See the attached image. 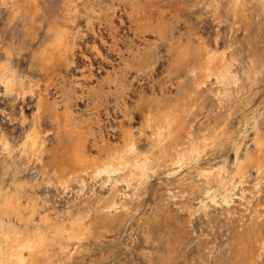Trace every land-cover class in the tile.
I'll return each mask as SVG.
<instances>
[{"label":"rangeland","instance_id":"rangeland-1","mask_svg":"<svg viewBox=\"0 0 264 264\" xmlns=\"http://www.w3.org/2000/svg\"><path fill=\"white\" fill-rule=\"evenodd\" d=\"M233 11L228 0H0V63L8 60L17 84L28 90L21 98L0 84V139L17 147L36 125L44 140L32 160L15 149L13 165L0 150V188L26 181L27 196L37 204L35 223L45 213L65 220L77 212L88 223L110 213L108 225L99 229L93 222V228L99 224L88 232L92 236L65 249L63 264H166L164 256L171 264H238L243 241L255 264H264L258 249L264 241V159L258 172L248 168L249 179L231 192L230 202L202 194L201 171L225 164L230 172L236 158L256 153L253 117L264 130V10L244 0ZM58 30L74 42L73 63L55 46ZM221 53L240 80L226 96L213 76L193 92L200 59ZM182 95L187 109L171 107ZM165 109L170 125L182 128L175 138L183 137L176 138L183 145L189 125L194 139L219 126L224 135L184 167L166 161L169 149L167 158L151 163L147 180L129 186L116 174L93 180L70 160L77 133L96 157L103 155L100 136L119 141L123 128L131 130L139 151H147L146 116ZM197 186L201 191L191 192ZM112 194L117 218H110L113 208L103 209Z\"/></svg>","mask_w":264,"mask_h":264},{"label":"bare ground","instance_id":"bare-ground-1","mask_svg":"<svg viewBox=\"0 0 264 264\" xmlns=\"http://www.w3.org/2000/svg\"><path fill=\"white\" fill-rule=\"evenodd\" d=\"M243 1L244 0H228L229 8H231L232 11L236 10L238 6L242 5ZM256 1L264 10V0ZM66 33L67 32L65 30H58L54 35V43L56 44L54 45L58 47L61 57L66 61V63H73L72 49L74 48V42H67ZM74 38L75 37L73 36L72 40ZM95 51L97 52V54L100 53L98 47H95ZM199 62L201 63V68L198 69L200 72V80L192 79L190 83V89H193V92L195 93L198 92V90L207 83L211 76H213L215 78V81L220 85L218 87L219 94H222L224 96L228 95L227 90H229V88H232L231 84L235 85L237 81L240 80L238 74H236L235 71H232L231 65L233 63L229 64L224 53L211 54L207 57L203 56ZM0 84L2 85L4 92H15L16 95L21 98H24L25 94L28 91L23 87V85L19 86L17 84L15 74L13 73L8 60L0 63ZM183 98L184 96L182 95V97H180L178 101L171 103V107L179 108V110L181 111L186 110L187 108L184 107V104L180 103ZM44 99L47 100V98H43V100ZM169 110L170 109H165V111H161L158 115L149 113L146 116L145 126L146 128H150L151 136H149L150 148L147 151H139L136 148L137 143L135 144L134 138H132L133 133L131 132V130L129 128H123L121 132L122 137L119 141L112 142L109 139L100 136V139H98L96 145L97 151L102 152L103 155L96 157L95 155H92L87 148L85 143V136L82 133H77L75 135L76 139L72 144L70 160H72L73 163L81 164V171L85 172V174L90 173L89 176L93 180L99 177H105L107 180H109L113 174H116L117 177H121V180H123V182L125 181L127 185L132 183L133 181L136 184H140L143 181L147 180L146 178H148L147 175L149 174L148 170L151 169V163L154 160L163 158L165 156V158H167V152L169 149H171L172 152L169 154L168 160H165L170 161L172 164L177 165L178 167H184V165L187 166L186 164H189L193 161L195 162L199 158L201 153L203 154L207 147H210V149H212V147L216 143H218V141H220L222 137L221 135H224V132L222 131L223 133H221L220 131L221 126H219L217 129L212 128V130H210L208 133H206V131L202 132L198 139H194L196 137L193 138L191 136L192 131L189 130V125L186 129H184V131L186 132V137L188 138V143L187 145H183V141L178 142V140H176V138L178 139L179 137L175 138V133L177 136V132H179V129L182 128L176 127L177 130H175V128L170 125L171 121H169L167 118L169 117L170 119H172L169 115ZM53 116L57 117L58 113L55 114V112L53 111ZM65 116L67 117L69 116V114L66 113ZM256 119L257 118L253 117L250 121V126L255 130L253 142L256 146V153L247 152L244 157L240 159L236 158L234 161V169L230 172L224 168L225 164L223 166L220 165L214 170V168L216 167L215 166L213 168V171L209 168L201 171V175L204 177L205 183V185H203L202 194H204L205 198H209L212 202H216V198H219L220 203H228L230 202L231 195L235 193L231 192H233L237 188V186L240 185L241 187L243 179L245 182V178H247L245 176L247 175V171H249L248 168L250 166H254L257 172L261 170L260 167L262 166L264 159V130L262 131L258 129V127L256 126ZM247 122L248 121L246 120V123ZM67 125L69 124H66V126ZM4 138L0 139V150L3 151L6 160H9L8 165L14 164V161L12 160V154L15 149H17L20 155H23L27 161L32 160L33 157H37L38 152L40 153L39 148L40 146H42V142L44 141L39 136L36 125L31 126L27 130L22 138V141L17 147H12L11 144ZM181 138L183 137H180L179 139ZM227 139L229 138L227 137ZM232 145L236 146L238 144L232 143ZM237 149L238 147H235V153ZM157 152L158 155H156ZM106 182L107 181H105V183ZM61 183L63 184H61L60 186L65 187L64 183H66V180H61ZM81 184L84 186L83 179L81 180ZM254 185L255 188L258 187V183H255ZM26 187V181L15 179V181L12 182L11 187H5L4 189L0 188V264H63V261L60 258L61 254L65 252V249L69 248V245L73 244L74 246V243H79V240L83 238L84 234L91 232V229L93 228L91 227V225H95L93 222L96 221L100 223L99 226L101 227L99 229L104 228L106 225H108L109 221L107 219H109L108 217L110 213H104L103 215H99V213L98 218H95V221H93L92 223L86 222L84 220V214L77 212L76 214L69 216L67 219L65 218V220L56 217L51 218L48 213H45L44 215L40 216V221H37V223H35V220H33V215L37 210V204L31 197L27 196ZM201 188L202 187L197 186V188H193L191 192L201 191ZM113 194L112 196L110 195V199L107 198L109 200L107 203L105 202V208L103 209H116L118 204L114 197L116 193L114 195ZM200 203L201 206L205 208V202L201 200ZM116 215L117 213L115 212V214L110 215V218H115ZM66 216H68V214H66ZM98 224H96V227L94 228L97 229ZM94 231L95 229L93 230V232ZM88 234L90 235V233ZM90 236H92V234ZM241 243L242 242H240V244ZM258 244V249H261L264 252V241L260 242L259 240ZM237 247L235 248V251ZM242 247H239L240 253L238 264H255V257L253 255V252H251L252 248H249L247 246V243L244 241ZM164 260L166 264H171L170 257L164 256Z\"/></svg>","mask_w":264,"mask_h":264}]
</instances>
